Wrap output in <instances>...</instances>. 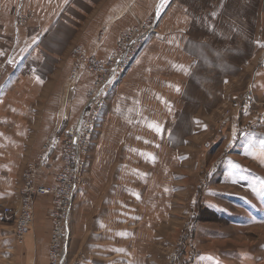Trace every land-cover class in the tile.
Listing matches in <instances>:
<instances>
[{"label": "rangeland", "instance_id": "374dc122", "mask_svg": "<svg viewBox=\"0 0 264 264\" xmlns=\"http://www.w3.org/2000/svg\"><path fill=\"white\" fill-rule=\"evenodd\" d=\"M113 1L106 0V5ZM122 2L130 14L129 0ZM137 3L134 12L138 17L128 27L150 17L153 0ZM158 18L160 23L161 16ZM81 24L85 32L88 18ZM158 25V32L170 27ZM97 34L96 46L101 31ZM162 37L146 43L128 73L107 93L91 143L82 155L67 217L70 236L64 264L108 260H117V264H192L204 251L264 253V227H258L261 231L254 226L231 228L225 220L240 221L245 213L236 207L247 206L250 219L264 223V202L253 205L254 197L234 185L224 169L229 159L236 158L264 172L237 151L246 134H264V90H256L258 78L264 76V47L245 48L251 43L240 35L236 37L238 50L227 51L221 48L226 46L209 42L211 37L192 35L182 46ZM189 42L206 46L199 50L187 45ZM258 42L264 45L257 38ZM75 45L71 43L52 64L43 63L48 72L40 71L31 58L12 64L16 70L22 65L23 69L0 100V210L18 200L27 164L41 153L44 139L73 126L88 100L91 82L77 86L78 93L85 95L79 108L72 112L70 102L64 106L67 95L63 92L77 81L71 83L69 78ZM8 80L6 77V83ZM57 114L63 121L55 126ZM17 122L22 130L14 128ZM49 159L48 167L36 174L40 185H52L59 169V155L53 153ZM261 198L264 201V193ZM102 200L109 201L110 209L100 204ZM115 210L123 214H114ZM132 213L137 223L131 231L138 237L132 243L116 235L85 236L103 216L112 228L129 229L126 216ZM0 221L14 229V223L1 213ZM92 238L99 240L88 250L86 243ZM49 244L50 235L47 253ZM5 264L17 263L10 259Z\"/></svg>", "mask_w": 264, "mask_h": 264}, {"label": "crops", "instance_id": "0c3cea01", "mask_svg": "<svg viewBox=\"0 0 264 264\" xmlns=\"http://www.w3.org/2000/svg\"><path fill=\"white\" fill-rule=\"evenodd\" d=\"M138 1L129 0L128 5L131 8L130 14H128L126 9L123 8L124 3L122 0H114L108 6L106 0H0V50L3 55L11 52L9 66L0 79V100L3 101L8 86L14 79L19 77L20 71L23 69V65L19 70L14 69L16 67L12 66L14 61L24 63L27 58H31L39 65L38 69L40 71L48 72L50 69L44 68L42 64L55 62L64 54L71 43L86 47L96 58L103 60L109 51L114 48L118 34L130 27L128 25L132 23L133 20L131 19L133 17H138V13L134 12ZM161 1L155 4L156 0H153L151 10H148L150 12L148 17L155 14L161 16L160 23L159 18L156 23L157 30L159 29L158 24L161 23H166L170 27L161 32H158L155 27V31L149 34L144 47L147 42L158 38V36H163V39L164 37L168 40L172 39L175 44L179 45H181V42L185 43L186 38L192 35L211 37L212 40L209 42L213 41V44L226 46L221 47L224 51L238 50L236 38L238 35L244 36L247 44L251 43L245 48L257 45V38L264 43V0H163L160 3ZM159 3L161 6L157 8ZM155 7L156 9L153 10ZM161 9H163L162 12H160ZM17 14H30L31 18L23 26H18L15 18ZM129 15L131 16L129 17ZM86 18H88L89 24L86 27L88 29L84 32L81 22ZM102 28L106 29V34L100 40L99 45L96 46L97 33ZM87 31L89 38L85 40ZM190 31H193L192 35H188ZM229 44L231 46L228 47ZM187 45L194 48L199 47V50L202 46H206L205 43H197L196 45L193 42H189ZM201 49L204 50L205 48ZM175 66L177 65L175 64ZM6 77L9 78L7 83L5 81ZM91 81L92 76L90 74L81 72L75 86L72 85L69 91L63 92L67 95L64 99V106L70 102L69 106H71L72 112L79 108L80 102L85 100V95L84 93L83 95L78 93L77 86H87ZM263 86L264 76L261 79L258 78L256 82L257 92L264 90ZM62 117L60 114L55 116V126L62 123ZM70 117L72 118V115ZM20 124L21 122L15 123L14 128L21 129ZM16 134L21 136L20 132ZM262 141H264L263 133L250 132L241 140L240 148L237 150L241 157L256 163L261 169L264 168V145H262ZM224 169L225 174L234 185L242 187L249 192L250 197H254L253 205H260L264 202L260 200L262 199L261 195L264 193V172L262 170L250 168L248 165L245 166L241 160L236 158L229 159ZM100 204L104 208L109 207L110 209L109 201L102 200ZM33 206V223L22 246L16 244L14 229L9 228L10 224L0 221V264H5L10 259L17 264H46L50 232V222L48 220L49 197H37ZM236 210H240L245 214L240 215V221L229 222L225 219L226 224L231 228L264 227V223L256 222L253 218L250 219L251 215L247 206H237ZM223 211L227 213L230 210ZM113 213L123 214L121 210H115ZM132 214L123 215L128 219L129 229L112 228L110 220L103 216V221L97 223V227L92 231L88 230L85 236L89 238L101 234L105 236L116 235L117 239L128 240L132 243L138 239L137 235L131 231L137 223L135 213ZM116 222L120 223V220ZM258 229L261 231V228ZM218 237L215 238L218 239ZM98 240V238L88 239L87 249L90 250L95 247ZM112 251L114 256H117V253L114 250ZM262 251L264 252V250ZM101 264H117V260H115V263L108 260L106 263ZM192 264H264V253L259 255L252 251L243 250L238 252L231 249L218 250V252L204 251Z\"/></svg>", "mask_w": 264, "mask_h": 264}, {"label": "built area", "instance_id": "2783aa9c", "mask_svg": "<svg viewBox=\"0 0 264 264\" xmlns=\"http://www.w3.org/2000/svg\"><path fill=\"white\" fill-rule=\"evenodd\" d=\"M30 14L15 16L18 26H23L31 18ZM158 14L150 16L143 22L122 31L114 44V48L103 60L80 45L72 47L70 59L72 66L69 78L71 83L78 80L81 72H89L92 81L88 88V100L81 110L77 121L63 131L59 130L43 141L42 151L34 161L27 164L24 173L25 180L20 187L18 200L12 205L1 206V216L14 223V238L16 244L24 245L33 220V204L37 197H50L48 220L51 223L48 264H64L68 248L69 230L67 217L71 208L76 180L81 174L82 155L89 147L94 134L95 125L106 103L107 93L122 80V77L133 64V61L143 49L150 33L155 31ZM106 34L102 28L101 38ZM11 52L3 55L0 50V79L8 68ZM72 85V84H71ZM57 153L60 166L55 173L52 185L36 183L37 172L48 167L49 158ZM61 240L63 241L62 244ZM75 264H78L75 263Z\"/></svg>", "mask_w": 264, "mask_h": 264}, {"label": "snow or ice", "instance_id": "6c2138e0", "mask_svg": "<svg viewBox=\"0 0 264 264\" xmlns=\"http://www.w3.org/2000/svg\"><path fill=\"white\" fill-rule=\"evenodd\" d=\"M258 46L264 47V45L259 44V42H258ZM177 90H178V89H177ZM153 127H155V126H153ZM158 130H159V129L157 128V131H158ZM261 143H262V145H264V141H262Z\"/></svg>", "mask_w": 264, "mask_h": 264}, {"label": "bare ground", "instance_id": "6f19581e", "mask_svg": "<svg viewBox=\"0 0 264 264\" xmlns=\"http://www.w3.org/2000/svg\"><path fill=\"white\" fill-rule=\"evenodd\" d=\"M26 237V236H25Z\"/></svg>", "mask_w": 264, "mask_h": 264}]
</instances>
